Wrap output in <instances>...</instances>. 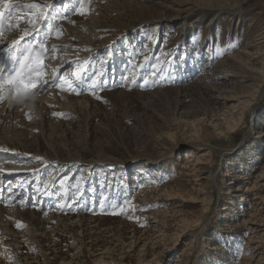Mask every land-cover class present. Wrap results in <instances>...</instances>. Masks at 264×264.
<instances>
[{
    "label": "rangeland",
    "instance_id": "obj_1",
    "mask_svg": "<svg viewBox=\"0 0 264 264\" xmlns=\"http://www.w3.org/2000/svg\"><path fill=\"white\" fill-rule=\"evenodd\" d=\"M0 11V264H264V0Z\"/></svg>",
    "mask_w": 264,
    "mask_h": 264
},
{
    "label": "snow or ice",
    "instance_id": "obj_2",
    "mask_svg": "<svg viewBox=\"0 0 264 264\" xmlns=\"http://www.w3.org/2000/svg\"><path fill=\"white\" fill-rule=\"evenodd\" d=\"M0 4H3L5 8L9 9L8 15L9 17L12 16L11 11V0H0ZM26 7H32L35 8L37 5H27ZM42 15V14H41ZM4 12L0 11V21L3 20ZM46 23L49 28V32L52 30L53 22L57 19L56 15H50L45 17ZM9 24H11V19L8 21ZM27 35V32L25 33ZM39 35V33H37ZM48 35V33H45L44 36L40 37L41 44H43L45 37ZM11 56L9 57V61H11ZM23 61L28 63H21L19 60L16 61V63L20 64L19 70H16L15 68L12 69L13 75H10L7 79H4L3 76H0V99H3V93L6 91L9 87H15V91L17 93V99H22L20 96L21 93L24 94L26 97L27 94L37 87L36 83L32 82V75L35 73L36 76H39L40 73L37 71L39 65H40V57L39 54H36L35 61H32V52H31V42H28V47L24 50L23 54ZM29 64L31 66H29ZM56 84V81H52L51 84L48 82H45V88L40 89V91H43L48 86H52ZM92 84H96V80H92ZM0 151H4V149H0Z\"/></svg>",
    "mask_w": 264,
    "mask_h": 264
},
{
    "label": "bare ground",
    "instance_id": "obj_3",
    "mask_svg": "<svg viewBox=\"0 0 264 264\" xmlns=\"http://www.w3.org/2000/svg\"><path fill=\"white\" fill-rule=\"evenodd\" d=\"M261 73L263 74V77H264V61H263V65H262V68H261ZM1 110V109H0ZM195 156V155H194ZM193 157V156H192ZM196 157V159H197V161L198 162H204V160L205 159H207V155L206 154H201V155H199V156H195ZM197 167L199 168V165H197ZM196 170H198V169H196ZM264 175V174H263ZM211 177L212 178H214V174L213 173H211ZM250 191H255L256 190V188H255V185L254 184H252L251 186H250V188H248ZM249 192V191H248ZM252 193V192H251ZM248 220V219H247ZM197 243V237L196 236H194L193 238H192V242H191V247L193 248L194 246H195V244ZM198 243H199V241H198Z\"/></svg>",
    "mask_w": 264,
    "mask_h": 264
}]
</instances>
